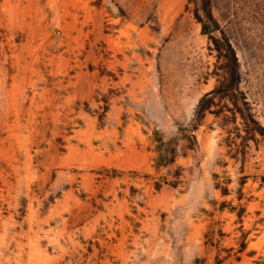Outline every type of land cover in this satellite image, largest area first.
I'll list each match as a JSON object with an SVG mask.
<instances>
[{
    "label": "rangeland",
    "instance_id": "1",
    "mask_svg": "<svg viewBox=\"0 0 264 264\" xmlns=\"http://www.w3.org/2000/svg\"><path fill=\"white\" fill-rule=\"evenodd\" d=\"M0 264H264V0H0Z\"/></svg>",
    "mask_w": 264,
    "mask_h": 264
}]
</instances>
